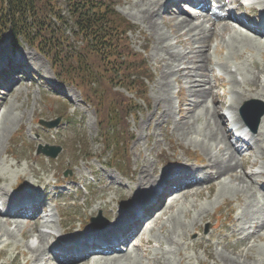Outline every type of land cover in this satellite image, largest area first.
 <instances>
[{
    "label": "rangeland",
    "instance_id": "obj_1",
    "mask_svg": "<svg viewBox=\"0 0 264 264\" xmlns=\"http://www.w3.org/2000/svg\"><path fill=\"white\" fill-rule=\"evenodd\" d=\"M111 1L115 3L116 11L123 18L136 26L135 32L126 34L127 45L131 50L142 55L149 72L145 74L142 81L143 90L149 102L147 101V104L139 98L136 99L139 105L138 111L133 117H126L124 120L123 138L124 136L128 138L129 135L134 137V141L126 140L127 146L124 153L120 155L123 163L120 162L118 165L113 161L104 163L105 153H102L103 148L99 144L96 112L90 103L93 100L89 98L87 100L90 102L86 101L81 91L71 82L65 85L59 84L49 63L28 45L22 44L20 47L11 48L8 35L0 44V71L6 67V64L15 68L12 76L5 75L0 89V104L3 105L0 108V129L4 127L1 123L4 116L13 117L15 120L8 126L6 137L0 148L1 152L4 149L7 150V154L2 153L0 156V176H7L5 182H0V188L6 189L9 197L15 198L29 187H24L20 193L15 192L12 187L19 182L27 183L35 186L32 196L37 198L43 192V186L46 185L47 192L44 191L45 194H43L47 195V199H44L40 208L45 209L43 206L45 205L52 214L56 215L53 207L54 202L57 201L62 212L66 214L65 217H55L56 221L50 222L48 227H46L48 221L45 218L37 220V226H32L30 220L25 223L8 217L9 220L17 221L19 224L17 229L14 228V224L7 225L4 218L0 216L2 227H0L2 230L0 233L8 230L13 234L10 237H0V253L8 251L5 253L6 257H0V264H23L25 260L30 259L31 254L29 258L18 256L16 259L14 247L23 252L27 251L25 246L27 243L37 245L33 227L49 233L48 241L55 244L57 240L64 241V236L61 235L64 231L62 221L73 225V235L70 237L77 240L76 235L80 236L82 233H77L79 224L86 219L100 213L110 224L111 221L104 218L105 215L110 216L119 210L125 213L130 208L128 212H131L137 206L138 198H134H136L140 170L145 164H148L150 172L154 170L157 175L169 172L165 177L173 175L172 173L178 168L187 166L195 171L189 175L190 178H187L184 171L181 175L185 177L177 180L179 184L184 185L188 182V186L190 185L186 196L179 195L175 197L177 200H172L170 197L173 196L174 189L171 190L172 194L170 189L175 184L165 183L167 193L154 198L147 204V209L149 207L151 209L146 216L148 218L153 216L151 220L155 222L142 229L141 235L134 241L135 247L128 240L123 244L122 249L127 243V245L131 244L129 246L131 248L127 249L130 261L125 264H264V229H256L257 222L262 221L264 216V192L258 190L246 192L241 189L240 181H236L234 177L235 175L240 178L241 173L244 172L264 171L260 169L264 165L262 164L264 163L262 142L264 131L257 132L259 136L253 138V143L248 141L249 146H246L245 151L241 150L238 159L232 162L234 171L224 173V176L221 175L215 180L207 179L206 181L201 171L202 167L208 165L210 159L222 161L230 152L229 147L227 148L226 144L221 142L222 134H228L230 129L229 111L238 116L239 109L252 99L258 101L254 105L256 111L263 109L264 97L260 96V92L264 90V45L257 42V45L252 42L238 44L230 38L235 31L240 32V30H242L241 33L253 37L252 32L242 25L240 28L235 24L241 20V17L239 14H233L232 9L239 6L242 12H246L248 8L245 9L243 6L253 2L252 7L255 12L250 19L255 20L260 14V9L262 11L264 0L242 1L243 5L236 2L233 8H228V14L233 18L234 23L228 19L229 25L226 27L227 30H224V22L217 21L209 35L206 34L207 43L199 45L194 44L193 35L180 39L177 37L176 20L162 7L164 5L166 10L171 12L174 7L170 4L172 0H164L158 14L154 16L155 25L159 33L166 37V44L170 46L168 51L182 56L181 61L170 63L173 71L170 77V107H166L162 101L163 92L158 85L162 73L167 71L162 61L163 57L166 58V52L162 48L163 44L157 39V32L143 17L145 6L142 1L144 0ZM58 3L60 5L61 0ZM223 5L224 3L219 7L223 9ZM176 6L181 12L188 13V7L182 3L180 5L177 2ZM212 10L216 9L212 6L210 10L201 11L198 18L192 20L193 23H201L209 27V20L213 19V15L209 14ZM191 13L196 15L197 12ZM180 40L183 41L182 44ZM191 50L194 52L192 53ZM199 53L207 56L206 66L203 62H192V58L195 57L196 60V55ZM185 66H189L188 76L206 73L207 88H211L212 99L216 100V103L212 105L211 98H206L200 106L192 108L193 111L186 116L187 119L183 120L184 113L191 109L190 91L185 84V76L174 74V71ZM262 68L263 71H261ZM254 76L257 78L254 79ZM196 79L201 80L199 77ZM236 82L239 83L235 85ZM254 84L257 85V90L252 89ZM114 91L112 92L123 99L131 98L130 94L121 89L116 88ZM238 93L243 95V98L236 96ZM236 98L242 101H236ZM231 103L234 104L232 108ZM209 108L210 110L215 108L220 116L218 138H212L214 121L209 115ZM56 116L60 117L54 129L47 130L38 124L40 120L50 121ZM235 120L237 124L241 122L238 117ZM236 121L233 123L235 124ZM228 142H231L229 135ZM39 145L60 147L61 151L55 159L46 158L42 154L36 155L35 150ZM237 145L243 146L241 143ZM10 151L12 155H15L14 159ZM167 158H170L172 164L166 166L162 162ZM124 163L125 171H121ZM109 166L113 167L109 168ZM64 170L69 172L66 179H75L76 183L54 187L56 181L63 179L61 174ZM34 173L43 179L41 183ZM199 179H204V183L197 184ZM256 181L264 185V175L257 174ZM107 183L112 187L109 190H106ZM121 187L125 188L124 191L118 190ZM155 189L152 188L151 195H145L139 199L148 201L155 197L154 192L157 193ZM60 192L67 195L65 200H61ZM41 197L42 195L39 200L42 199ZM126 201L130 202L126 203ZM125 203L126 206H124ZM165 203H169V209L163 215L157 218L152 215ZM127 206L128 209L123 211L122 208ZM111 209H114V212H110ZM123 215L116 218V222L114 218H111L112 223H115H111L109 227L107 225L104 230L85 229L83 232L89 231L83 238H87L89 233L96 237L109 235L112 238L113 233L120 228ZM172 216L176 219L170 222ZM142 222L138 228L134 229V233L139 231ZM57 229H60L59 232ZM248 234L251 236L249 240H246ZM90 254V251L85 254L89 256L88 264H102L98 256ZM47 255L55 261L56 257L52 248L49 252L42 253V260H39L37 264H46L45 260H48L49 264H57ZM234 260L237 263H234ZM28 264H31V260Z\"/></svg>",
    "mask_w": 264,
    "mask_h": 264
},
{
    "label": "trees",
    "instance_id": "obj_2",
    "mask_svg": "<svg viewBox=\"0 0 264 264\" xmlns=\"http://www.w3.org/2000/svg\"><path fill=\"white\" fill-rule=\"evenodd\" d=\"M58 2L0 0V43L9 34L12 48L28 45L59 80L74 84L86 101L91 98L105 149L123 154L124 120L138 111L136 99L148 100L142 84L149 73L145 60L127 45L126 34L136 26L116 12L111 0ZM116 88L132 97L123 99L112 92Z\"/></svg>",
    "mask_w": 264,
    "mask_h": 264
},
{
    "label": "bare ground",
    "instance_id": "obj_3",
    "mask_svg": "<svg viewBox=\"0 0 264 264\" xmlns=\"http://www.w3.org/2000/svg\"><path fill=\"white\" fill-rule=\"evenodd\" d=\"M146 1L147 0L142 1L143 6H145V9L143 10V17H145V19L148 20L149 24L157 32V37H158L157 39H158V41H160L163 44L162 48H164V50L166 52V58L163 57L162 61L166 65L167 71L162 73V76L160 78V81H159L158 85H159L161 91L163 92L162 101L164 102V104H166V107H170V105H171V99H170V96H169L170 77L173 75V71H172V69L170 67V63L173 64L176 61H181L182 60V56L180 54H178V53L175 54V53H170L168 51L170 46L168 44H166V40L167 39H166V37L163 34L159 33V31L157 29V26L155 25L154 16L158 14L157 12L161 8L164 0H150V1H147V4H145ZM181 1H183V0H172V3H170V4L172 6H174V7H173L171 12H168L164 5L162 6V7H164L165 12L169 13V15L176 20V27H177V33H178L177 37L179 39L184 37V36L193 35L194 44H196V45L205 44L208 41V38L206 37V34H208L210 32V30H213L212 26H215L218 23L217 21L224 22L223 23V26L225 28L224 30H227L226 27L229 25L228 24V19L231 20V17L228 14L224 15V13H218V14H213L212 13L211 15H213V19L209 20V22H210V26L209 27H205L201 23L200 24H194L193 21H192V20H195V19L198 18V14L201 11H203V12L207 11V9H209L210 4H212V2L214 3V5L216 7L221 9V7H219V5H222V3H224V2H222V0H208V4L206 5V7L204 6L203 8H200L201 10L199 12H197L198 14H196V15H193L191 13L192 11L189 12V13L181 12L179 10V7L176 6L177 2L182 3ZM236 1L237 0H230L229 2H227V4H232V3H235ZM224 6L225 7H223V8H227L225 3H224ZM261 8H262L261 15L263 16L262 17L263 20L260 23L264 27V5H262ZM201 18H203V16H201ZM240 25L241 24H239V27H240ZM211 35L213 36V31L211 32ZM232 35L233 36L232 37L230 36L231 37L230 39H232V41H234V42H236L238 44H244V42L245 43H248V42L256 43L257 42L260 45L261 44L264 45V32H262V33H253L252 32L251 35H253V37L249 36V34H247V35L243 34V33H241V31L240 32L235 31L234 34H232ZM180 43L182 44L183 41L180 40ZM257 43L255 45H257ZM193 50H194V48H193ZM191 52H192V50H191ZM194 58H192L193 59L192 62H194V63L203 62L205 64V66H206L208 58H207V56H205V54L199 53V55H196V60ZM197 59H198V61H197ZM188 67L185 66V67H182V68H178L177 70L174 71V74L178 73V74H180V76H185L184 77V80H186L185 84L187 86V89L190 91V108L191 109H189L188 111H186V113H184L183 120L187 119L186 116H188V114L193 111L192 108H197L198 106H200V104L204 103L206 98H211L212 105L213 104L215 105V103H216V100L212 99L211 88H207L208 81L206 79L207 78L206 73L203 72L201 74L198 73L199 75L195 74L193 76H188L187 75V72L189 71ZM200 70L203 71V69H200ZM261 71H263V68L261 69ZM195 72H197V71H195ZM235 74L236 73H234V75ZM198 77L201 78V80H197L196 78H198ZM256 78L257 77L254 76V79H256ZM176 81H177V79H176ZM256 82L257 81L255 80V84H257ZM238 83L239 82H236L234 84L236 85ZM255 84L252 86L253 90H257V85H255ZM236 96H238L239 98H243V95H240L239 93L236 94ZM260 96L264 97V90H261ZM250 98L252 99V98H257V97H250ZM237 100L238 101H242V100L236 98V101ZM233 105L234 104L231 103V108L233 107ZM2 106L3 105L0 104V108ZM228 111H229V109H228ZM209 115H210L211 119H213V121H214V123H213L214 127H213V130H212V134H213L212 138L213 137L218 138L217 137L218 136L217 133H218V131L220 129V121H219L220 120V116L216 112L215 108H213V109L211 108V110L209 108ZM229 116L232 118V122L236 121L235 120L236 116H235L234 112L230 113V111H229ZM190 117H192V116H190ZM221 117H223V116L221 115ZM223 118H222V120H223ZM1 120H2L1 123H2V125H4V127L0 129V148H1V144H2V142L4 140V138L6 137L8 126L11 125V123L13 121H15L13 117L6 118L5 116ZM234 125L235 126L236 125L240 126V125H242V122H239V124H237V121H236V123ZM236 128H237V126H236ZM262 131H264V116L261 118L260 125L258 127V131L257 132H262ZM244 136L246 138H248V141L253 143V138H256V136H259V134L256 133V134L253 135L252 133H250L246 129ZM221 142L225 143L226 145L225 144L224 145L226 147L227 146L229 147L230 152H228L225 155L226 157H225L224 160L218 161L215 158L213 160L210 159L208 161V165L202 167L201 171H203V173H204L205 177H203V178L205 179V181L207 179L215 180V179L219 178L221 175L224 176V173L225 174L226 173H230L231 171L235 170L234 165H232V162H234L235 160L238 159V157L240 156L239 153H241V150H239V149L237 150V149L233 148V145L230 142H228V134H225V133L222 134ZM262 142L264 144V141H262ZM247 146H249V145H247ZM2 153L7 154V150L4 149V151H2V152L0 150V156H1ZM10 155L13 157V159L15 158V155H12L11 151H10ZM169 161H170V159H169ZM262 164H264V163H262ZM260 169L264 170V165L261 166ZM151 170H153V169H151ZM184 171L187 174L186 175L187 178H190L191 176H189V175L193 174V171H195V170H193V168L190 169V167H188V166L184 167V168H178L176 171H174L172 173L173 175H168L167 177H165L167 174H169V172L166 171L167 173L164 172V173H161L160 175H157L154 170H153V172H150V168L148 167V164L143 165L141 167L139 178H138V183H137L138 188H137L136 198H134V199L138 198L137 203H136L137 206L131 212H128L131 209L130 208L125 213H123L122 210H119L117 212H114V209L110 210V212H114L111 215V218H114V220L116 218H118L121 214H124L122 216L123 220L120 222V228H118L113 233V237L112 238L109 235L108 236L105 235V236H102V237H96L95 235H93L91 233H89L87 238H83L84 234L87 231H89L90 230L89 229L86 232H82L80 236L76 235L78 237V239L74 240L70 236H68V237L65 236V232L67 230L69 231V229L65 228V230L63 229L64 231L61 234V235L64 236V241L63 240H57L55 242V244H52V243H50L48 241L49 233H46V231L37 230V228L33 227L34 228V232H35L34 236H36L35 238H36V241H37V245L34 246L33 244L27 243V245H25L26 248H27V251H23V252L18 251L19 249L17 247H14V249L16 250L15 258L17 259L18 256H24V257H28L29 258V256H30L29 254H31L30 259L25 260L23 264H28L29 260H31V264H35V263L37 264V262H39V260H42V258H41L42 253L47 252V251L49 252L50 249L53 248V249H57V251L53 250V253L55 254V257H56L55 260H57V256H56L57 254L65 256L63 261L60 264H88L87 260L89 259V256H87L85 254L87 252H89V251L91 252L90 255L98 256L99 257V261H101L102 264H125V263L129 262L130 261V254H129V251L127 250L128 247H129V245H127L128 243L122 249L123 244H125V242L127 240H120L118 242V245H113V242H115V241H117L119 239L120 233H122V231H123L121 229L122 225L125 224V222L127 220H129V219L132 220L134 218L136 219L139 216L142 206L147 204L146 201H143V200H141L139 198H142L145 195H151L153 187L155 189V187L157 188L159 185L165 184V183L175 184V185H173V189H174L173 196L170 197V198H172V200H177L176 198L179 195L186 196L188 194L187 190L190 189V186L180 185L179 182L177 181V180L182 179V178L185 177V176L181 175L182 172H184ZM194 174H196V172ZM241 174H242V176L240 178L234 175L235 180L238 181V182L240 181V184L242 186L241 189H243L246 192H251V191L253 192V190H256V192H257V190L262 192V193L264 192V185H261L260 183H258L256 181V175L257 174L264 175V171H260L259 170L257 173L244 172V173H241ZM34 175L39 179V183H41L43 181V179L41 177H39L37 174L34 173ZM3 176H0V182H5L7 180V178H6L7 176L6 177H3ZM158 179H159L160 182L158 181ZM204 179H202V180L199 179L197 181V184L204 183V181H203ZM157 183H159L158 186H157ZM26 186L29 187V188L21 192L20 190L23 189L24 187L26 188ZM43 187H44L43 192L37 198H33V196H32V194L35 192V189H36L35 186L28 185L27 183L23 184L22 182H19L16 186L12 187V189L15 192H18V193L21 192V194L16 196L15 198L12 197V196L9 197L8 196V191L6 189L0 188V201H1L0 216L2 218H4L5 223L7 225L14 224L15 225L14 228L17 229V228H19V224L17 223V221L9 220L10 218H12V219L15 218L16 220H20L19 212L20 211L22 212V211L26 210L28 207H33V210L37 213L38 209L41 207V205H39V204L34 205V202L37 201L39 199V197L44 193L46 185H44ZM111 188H112L111 185L107 183L106 184V190H109ZM124 189L125 188L121 187L118 190L124 191ZM62 193L63 192L60 193V196L63 197L64 194H62ZM172 200H171V202H172ZM128 202H130V201H128ZM128 205H130V204H128ZM168 205H169V203L168 204L165 203L153 215L156 216V218L160 217L161 215H163V213L167 209H169ZM125 208L126 207H123L122 209L125 210ZM8 210L16 212L15 216H13V217L9 216V214H8L9 211ZM42 212L45 213L46 212V208L45 209L44 208H40V210L38 212V215L35 216L32 219L31 218H27L26 219V223L30 220L32 226L36 225L37 224V220H39L41 218H45V216H41ZM158 212H159V215H158ZM8 217H10V218H8ZM58 218H59V215H58ZM152 218H153V216L144 224L149 225L150 223H154L155 221L151 220ZM175 219H176V217L172 216L170 218V222H173ZM55 221L56 220H53L52 222L54 223ZM115 222H116V220H115ZM61 223H63V226H64V222L62 221ZM114 223H112V224H114ZM144 224L141 226L139 231L135 234L134 239H137L139 237V235L141 233V230L143 229V226H145ZM48 226H49V222L47 223L46 227H48ZM1 228H0V232L2 231ZM262 228L264 229V216H263L262 221L257 222V226H256V229H258V230L262 229ZM102 230H104V229H102ZM3 236L10 237V236H13V234L10 231L6 230L2 234L0 233V237H3ZM250 236L251 235L248 234L246 236V240H249ZM63 243H68V245H63ZM99 243L107 244L109 246L110 250H103V251H99V252L93 251L92 249L96 245H98ZM120 245H121V247H120ZM6 247H8V245H6ZM72 252H78L81 255H80V257L75 259V258L71 257ZM234 263H237V261L234 260Z\"/></svg>",
    "mask_w": 264,
    "mask_h": 264
},
{
    "label": "water",
    "instance_id": "obj_4",
    "mask_svg": "<svg viewBox=\"0 0 264 264\" xmlns=\"http://www.w3.org/2000/svg\"><path fill=\"white\" fill-rule=\"evenodd\" d=\"M256 103V101L252 100L246 105L250 107V105ZM264 115V109L258 113H250L248 116H244L245 123L249 126L252 132H256L258 125L260 123V118ZM58 121L53 122H44L42 123L47 128H53L57 125ZM38 153H43L46 156H49L51 158H55L56 155L59 153L58 148H50V147H44L43 149L39 148Z\"/></svg>",
    "mask_w": 264,
    "mask_h": 264
}]
</instances>
